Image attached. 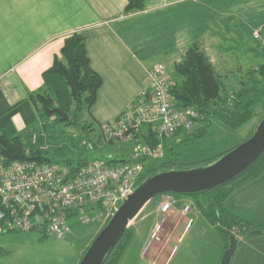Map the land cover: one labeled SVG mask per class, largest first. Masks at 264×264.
I'll list each match as a JSON object with an SVG mask.
<instances>
[{"label":"crops","instance_id":"obj_1","mask_svg":"<svg viewBox=\"0 0 264 264\" xmlns=\"http://www.w3.org/2000/svg\"><path fill=\"white\" fill-rule=\"evenodd\" d=\"M125 5L126 0H0V131L18 135L26 148L44 145L47 139L44 127L30 94L42 87L43 72L52 65L54 57L59 56L64 39L73 33L85 37L89 65L101 78L95 99L86 109L90 119L87 123L92 124L88 129L113 120L132 102L146 83L149 66L162 62L172 68L189 46L197 45L207 55L214 48L225 53L229 47L242 45L247 62L251 60L249 65L256 64L251 70L264 63V54L258 48L244 45L248 37L252 39V31L264 24V0H144V9L131 13H125ZM235 40L238 43L234 44ZM237 63L235 67L223 68L224 72L241 71L247 66L244 59ZM218 69L215 68L221 80L232 77L231 73L222 77ZM244 80L240 77L237 86ZM222 84L226 87L225 82ZM258 110L262 112L264 106ZM250 121L254 122L252 133L258 116ZM201 125L199 122L198 127ZM33 132L38 136L36 143L31 140ZM172 143L168 142L167 146ZM115 155L131 158L133 147L130 152ZM108 156L114 158L112 153ZM146 205L138 213L141 218L136 220L137 215L136 222L128 227L133 239L141 232L136 225L149 219L147 224L151 227L139 255L152 264L157 263V259L146 253L152 221L170 222L168 240L178 239L179 226L182 223L188 226L189 220L191 224L201 219L213 224L199 207L187 212L181 207L172 208L160 214ZM224 206L243 220L246 218L241 213L248 212V207L254 214L264 212V171L235 187L225 198ZM256 221L248 222L259 228V232L251 235L252 239L257 236V242L247 244L249 236H238L234 255L238 249L248 246L256 257L250 264H264V223ZM220 237L224 249L226 240L221 234ZM259 258L262 260L257 262Z\"/></svg>","mask_w":264,"mask_h":264},{"label":"built area","instance_id":"obj_2","mask_svg":"<svg viewBox=\"0 0 264 264\" xmlns=\"http://www.w3.org/2000/svg\"><path fill=\"white\" fill-rule=\"evenodd\" d=\"M252 38L264 47V26L255 28ZM173 85L166 65L154 62L146 70L144 87L132 102L112 121L100 125L104 140L132 143L136 159L160 158L168 142H179L193 130L199 116L195 108L176 103L171 93ZM148 134L154 139L151 143ZM37 137V133L31 134L32 143ZM85 144L88 149L94 147ZM111 158L94 157L77 163L28 159L7 162L0 154V235L35 227L42 233L65 238L71 231L69 219L77 218L84 224L98 215L109 218L134 190L144 168L139 159ZM172 204L171 196L162 200L158 213L168 212ZM188 210L185 204L182 211ZM160 230L161 223L156 222L149 241L156 239Z\"/></svg>","mask_w":264,"mask_h":264},{"label":"rangeland","instance_id":"obj_3","mask_svg":"<svg viewBox=\"0 0 264 264\" xmlns=\"http://www.w3.org/2000/svg\"><path fill=\"white\" fill-rule=\"evenodd\" d=\"M241 41L239 40V42ZM220 43L223 44V42ZM233 43H238V40ZM245 44L258 48V51L264 54V47L259 46L253 38L248 37ZM222 51L224 50L214 48L207 55L215 68H219L218 72L222 73V77H226L231 73L232 77L230 79L226 81L224 78L222 79V82H225L226 91H231L238 87L239 78L246 79L251 67L256 66V64H253V66L249 65L251 60L247 62L245 49L242 45L234 48L229 47L225 53ZM243 59L247 64L243 70L237 71L233 69L232 72H224L225 68L235 67L238 65L237 62ZM260 64H257V66ZM166 68L170 75L174 77L172 68L168 65H166ZM39 121L44 127L45 138H47L45 142L43 141L47 148L40 150L52 161L77 163L94 157L106 158L108 153H112L118 161L124 158L115 154H125V152H130L133 147L132 143L122 144L124 142L104 140L100 133V127L88 129L92 124L87 123L90 122V119L86 110L75 113L70 111L64 120H57L53 114L47 119ZM201 122V126L205 128V131L201 136L197 137L196 142L191 147L180 152L178 158H180L182 163L174 165L173 169H190L207 165L216 155L225 153L246 139L254 127L253 121L247 122L238 128L228 127L213 118L209 120L203 119ZM198 126L199 122L192 132L201 128ZM86 142L92 143L94 147L88 149ZM172 156L170 153H164L160 158L152 160V163L159 167L162 162L169 160ZM170 196L173 197V204L170 209L182 208L185 204H188L189 211L198 209L197 204H202V206L206 207L208 204L206 201L209 199V197L202 195H199L200 197L198 198H193L191 195L183 196L180 199L172 194H161L146 206L158 211L159 203ZM196 200L200 203L196 204L198 202ZM240 206L243 205L241 204ZM250 209L248 207V212L241 213L246 220L253 222L260 220L261 223H264V212H255L254 214L253 211L250 212ZM140 218L141 213L136 220ZM105 221L104 215H98L97 219L90 220L84 224L79 223L77 218L69 219L68 223L71 231L65 238H58L52 234L42 233L39 230L18 231L0 235V264H77L83 254V249L91 242ZM148 221L149 219H146L136 225V228H140V235L130 240L117 264H152L147 258H141L139 255L140 246L146 237L147 230L151 227L147 224ZM134 222H136L135 219L130 221L129 224ZM156 222L155 220L152 221V226ZM160 223L161 230L158 237L150 240V243L147 244L148 252H146L157 259L155 264H219L220 260L217 263V257L221 253L223 245L220 231L218 228L213 227V224L202 219L196 224L189 223L188 226H184L182 223L177 230L179 238L168 240L171 228L170 222L165 220ZM249 237H247V244L255 243L258 240L257 236L254 239H252L251 235ZM226 239L229 242V239ZM254 254L248 246H244L236 251L231 264H236L235 262L250 264L252 258L256 259ZM260 260L262 258L256 261Z\"/></svg>","mask_w":264,"mask_h":264},{"label":"trees","instance_id":"obj_4","mask_svg":"<svg viewBox=\"0 0 264 264\" xmlns=\"http://www.w3.org/2000/svg\"><path fill=\"white\" fill-rule=\"evenodd\" d=\"M142 9H144V0H126L125 13ZM172 70L175 76H171L174 82L171 93L179 106L193 107L198 111L197 123L203 119L213 118L228 127L238 128L253 116L257 115L260 120L264 115V110L262 112L258 110L260 106H264V63L250 70L246 79L240 83V87L231 92L226 91L208 56L197 45L187 47L183 57L172 64ZM100 85V76L89 65L85 37L80 33H73L64 39L59 56L56 55L52 65L43 72L42 87L37 92L30 94V97L36 106L39 120H45L53 114L57 120H64L70 111L75 113L86 110L93 103ZM204 131L205 128L201 126V128L184 135L181 141L166 146L164 153H170L173 156L162 162L159 167L155 166L152 160L138 158L144 162V168L137 184L149 175L173 169L174 165L181 164L182 162L178 158L180 152L191 147ZM151 137L152 135L148 134L149 140ZM153 141L154 139L151 138L150 143ZM0 154L7 162L21 159L38 162L51 161L36 145L26 148L18 135H11L4 130L0 131ZM222 154L216 155L210 161ZM111 159L117 161L115 158ZM138 159L132 157L127 160ZM263 171L264 151L243 172L214 188L187 195L173 192L165 194L177 197L190 195L193 198H198L199 195L209 197L206 207L197 204L200 203L198 200L195 202L202 213L219 229L227 246L226 238L229 239L230 234H234L238 239V236L245 237L259 232V228L251 222L227 211L224 201L235 187L257 177ZM131 238L132 231L127 227L117 243L108 251L102 264H117ZM87 246L83 249V253Z\"/></svg>","mask_w":264,"mask_h":264},{"label":"water","instance_id":"obj_5","mask_svg":"<svg viewBox=\"0 0 264 264\" xmlns=\"http://www.w3.org/2000/svg\"><path fill=\"white\" fill-rule=\"evenodd\" d=\"M264 151V115L253 132L241 143L207 165L190 169H168L144 178L123 199L100 228L77 264H102L108 251L117 243L141 209L154 197L169 192L195 194L223 184L247 169ZM35 227L31 228L34 231ZM238 239L230 234L219 264H229Z\"/></svg>","mask_w":264,"mask_h":264}]
</instances>
